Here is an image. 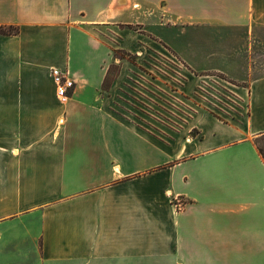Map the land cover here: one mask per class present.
<instances>
[{
	"label": "crops",
	"instance_id": "crops-1",
	"mask_svg": "<svg viewBox=\"0 0 264 264\" xmlns=\"http://www.w3.org/2000/svg\"><path fill=\"white\" fill-rule=\"evenodd\" d=\"M259 24L264 0H0L18 28L0 33V264H264V77L229 84L226 118L198 105L172 136L103 89L115 50L167 44L204 66L205 34ZM53 67L75 81L66 102Z\"/></svg>",
	"mask_w": 264,
	"mask_h": 264
},
{
	"label": "rangeland",
	"instance_id": "rangeland-1",
	"mask_svg": "<svg viewBox=\"0 0 264 264\" xmlns=\"http://www.w3.org/2000/svg\"><path fill=\"white\" fill-rule=\"evenodd\" d=\"M189 29L181 26L176 32L186 45L193 35ZM205 35L212 48L204 66L190 65L167 44L169 51L149 52L139 61L128 51L115 50L108 84L120 90V111L158 136L181 132L190 110L198 105L220 118L232 114L233 103L241 104L231 95L229 84L246 86L251 80L264 77V25L250 31L214 28ZM179 51L188 56L190 49L186 46ZM122 59L133 63L122 68ZM197 59L206 60L203 54H198ZM256 139L264 153V134Z\"/></svg>",
	"mask_w": 264,
	"mask_h": 264
},
{
	"label": "built area",
	"instance_id": "built-area-1",
	"mask_svg": "<svg viewBox=\"0 0 264 264\" xmlns=\"http://www.w3.org/2000/svg\"><path fill=\"white\" fill-rule=\"evenodd\" d=\"M54 82L57 86V96L62 102H66L70 97V91L75 86V81L68 71H64L61 68L53 67L51 70ZM62 122V120H60ZM176 204L183 207L185 201L182 198L176 199Z\"/></svg>",
	"mask_w": 264,
	"mask_h": 264
},
{
	"label": "trees",
	"instance_id": "trees-1",
	"mask_svg": "<svg viewBox=\"0 0 264 264\" xmlns=\"http://www.w3.org/2000/svg\"><path fill=\"white\" fill-rule=\"evenodd\" d=\"M0 33H2V34H15V33H18V28L15 27V26H12V25H10V26L0 25ZM110 69H111V66H110ZM110 69H109L108 74H107V76H106V78L104 80V83H103V89L104 90H109L110 87H111V85L108 84ZM256 145H259V142H258L257 139H256ZM259 151L264 157L263 150L259 149Z\"/></svg>",
	"mask_w": 264,
	"mask_h": 264
}]
</instances>
